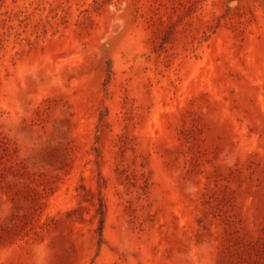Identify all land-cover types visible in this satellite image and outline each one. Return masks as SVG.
I'll list each match as a JSON object with an SVG mask.
<instances>
[{"label":"rangeland","instance_id":"obj_1","mask_svg":"<svg viewBox=\"0 0 264 264\" xmlns=\"http://www.w3.org/2000/svg\"><path fill=\"white\" fill-rule=\"evenodd\" d=\"M0 264H264V0H0Z\"/></svg>","mask_w":264,"mask_h":264}]
</instances>
